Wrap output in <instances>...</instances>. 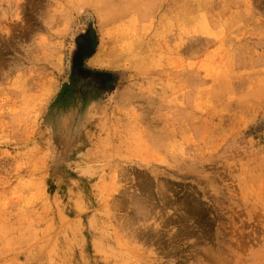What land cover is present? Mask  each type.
Here are the masks:
<instances>
[{"label": "rangeland", "instance_id": "rangeland-1", "mask_svg": "<svg viewBox=\"0 0 264 264\" xmlns=\"http://www.w3.org/2000/svg\"><path fill=\"white\" fill-rule=\"evenodd\" d=\"M0 264H264V0H0Z\"/></svg>", "mask_w": 264, "mask_h": 264}, {"label": "bare ground", "instance_id": "bare-ground-1", "mask_svg": "<svg viewBox=\"0 0 264 264\" xmlns=\"http://www.w3.org/2000/svg\"><path fill=\"white\" fill-rule=\"evenodd\" d=\"M103 47H104V46H101V48H103ZM97 56H98V55H97ZM94 60H95V59H94ZM98 60H99V58H98ZM98 60H97V61H98ZM94 62H95V61H94ZM109 63H110V62H109ZM100 64H101V63H100ZM100 64H99V65H100ZM104 64H105V63H104ZM93 65H95V63H93ZM118 202H119V201H118ZM155 236H156V235H155ZM142 238H143V237H142ZM138 239H139V238H138ZM134 240H135V239H134Z\"/></svg>", "mask_w": 264, "mask_h": 264}]
</instances>
